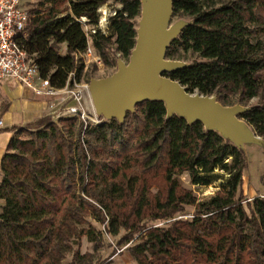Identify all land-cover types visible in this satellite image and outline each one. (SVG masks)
I'll return each instance as SVG.
<instances>
[{"label":"trees","instance_id":"trees-1","mask_svg":"<svg viewBox=\"0 0 264 264\" xmlns=\"http://www.w3.org/2000/svg\"><path fill=\"white\" fill-rule=\"evenodd\" d=\"M110 2L120 7L107 35L98 29L99 10ZM141 11V0L37 1L29 4L19 44L43 78L64 90L86 69L90 43L82 19L96 27L95 55L116 68L135 51ZM172 12L189 22L167 59H197L166 75L222 106L241 105L246 111L238 117L264 139V0H174ZM253 99L259 103L251 107ZM126 114L123 123L46 117L17 129L1 161L0 264H63L69 255V264H84L92 256L76 249L83 237L98 251L106 234L122 230L120 244L142 237L129 247L138 264H264V198L244 196V150L201 121L169 116L162 101ZM184 175L196 187L228 179L201 200L181 184ZM187 207L195 208L193 220L147 225L173 220Z\"/></svg>","mask_w":264,"mask_h":264},{"label":"water","instance_id":"water-1","mask_svg":"<svg viewBox=\"0 0 264 264\" xmlns=\"http://www.w3.org/2000/svg\"><path fill=\"white\" fill-rule=\"evenodd\" d=\"M141 1L138 43L130 62L125 65L124 60L120 59V73L105 80L93 79L90 83V96L96 114L106 121L117 119L123 123L126 113H134L137 105L158 100L166 104L169 116H182L189 123L201 121L207 129L216 130L222 136L227 131L226 139L232 135L239 137L233 133L231 126L234 124V114H237L235 119L242 120L238 115L246 111L244 107L222 106L216 97L191 93L186 86L166 75L187 66L182 61L167 59L166 55L172 40L187 24L175 28L170 26L174 0ZM214 125L220 126L221 131L215 129ZM249 139L264 142L257 135H250ZM236 146L243 149L240 145Z\"/></svg>","mask_w":264,"mask_h":264},{"label":"rangeland","instance_id":"rangeland-1","mask_svg":"<svg viewBox=\"0 0 264 264\" xmlns=\"http://www.w3.org/2000/svg\"><path fill=\"white\" fill-rule=\"evenodd\" d=\"M120 5H116L114 2H110L106 5H104L103 8L99 10L100 17V23L98 29H101L103 34L110 35L111 31L109 28L110 24V17L114 14V10L119 8ZM64 14H67V12H64ZM188 19H174L172 18L170 26L172 28L177 27V25H181L184 23H188ZM93 28L96 27H90L87 26L86 23H83V29L87 33L89 43H91V31ZM66 53V45H62L61 47V54ZM85 58L86 63V69L84 70L82 81L78 83L81 86H90L89 83H87V79L89 75H93L94 80H100V79H107L110 77H113L114 75L120 73V64L116 68H107L103 64L98 65L96 68L94 67L93 63L94 59L87 58L86 56H83ZM197 59V55L188 54L186 58L182 61L184 64H192L193 61ZM123 64L128 65V61L124 60L122 61ZM92 79V80H93ZM72 88H75L72 86ZM84 97L81 100L82 101V109L86 112V115L89 117L86 119V122L81 119L80 117H76L80 119V121L84 122L85 126L88 124H101L104 122H107L104 118H100L96 114V110L94 108L93 101L91 100L90 92L84 91ZM69 102L68 106L70 107H77L79 106L77 102L71 97L68 99ZM259 103V99H253L252 102L249 104V106L257 105ZM72 104V105H71ZM239 109V108H238ZM236 109V111L238 110ZM235 117H237V114H234ZM233 119L234 124L231 126V130L233 133H237L240 135L239 137H236L235 135L228 137L233 144L240 145L243 147L244 152L247 157V169L244 173V196L249 199L250 202L254 201L255 198H264V142L258 141V140H251L249 139V136L256 135L254 130L250 127V125L246 124L243 120H237V118ZM65 118H75L71 115L65 114L62 115L60 118L53 119L54 122H58L60 119ZM208 126V125H207ZM211 126V125H209ZM208 126V127H209ZM215 129L221 131V127L218 125H214ZM229 132L225 131L223 133L224 137H227ZM228 177H222L219 181H215L212 183L210 187H196L190 184V181L188 179L187 175H184L181 178V184H183L186 188L191 189L194 191L195 195L200 198L201 200H206L209 197H211L220 187L222 184L226 183V180ZM246 206V204H245ZM1 211V208H0ZM247 211L249 209L247 208ZM195 208L194 207H187L186 210L182 214H178L175 219L169 220L168 222L164 221H155V223H147L150 227H168L169 224H171L174 220L177 219H186V220H193L195 216ZM249 213H251L249 211ZM90 224L101 231H104V226L101 225L99 222L94 221L93 219H89ZM86 228L88 225L85 226ZM127 231L122 230L119 236H111V235H105L104 236V247L99 249L98 251H95L94 245L90 243L87 239V237H83V239L79 242V246L76 247V249H79L81 254H89L91 255V261L84 263V264H138L135 259L132 258L129 247L137 245L141 241V236H135L132 241H130L127 244H120L121 239L126 236ZM72 255H69V257L65 260L63 264H69L72 261Z\"/></svg>","mask_w":264,"mask_h":264},{"label":"built area","instance_id":"built-area-1","mask_svg":"<svg viewBox=\"0 0 264 264\" xmlns=\"http://www.w3.org/2000/svg\"><path fill=\"white\" fill-rule=\"evenodd\" d=\"M37 1L41 0H0V80L7 77L12 78L44 97L67 95L73 98L79 106L67 108L64 115L80 117L86 122L89 117L82 109L81 100L84 97V91L90 92V87L77 84L76 75L73 74L71 80L75 88L69 86L64 90L54 88L50 79L43 78L35 59L19 44L31 18L28 12L29 4ZM82 22L87 23V19H82ZM91 32L96 33V29L93 28ZM83 56L93 58L97 65L102 64L101 58L95 55L91 44ZM2 124L3 122H0V126Z\"/></svg>","mask_w":264,"mask_h":264},{"label":"crops","instance_id":"crops-1","mask_svg":"<svg viewBox=\"0 0 264 264\" xmlns=\"http://www.w3.org/2000/svg\"><path fill=\"white\" fill-rule=\"evenodd\" d=\"M69 96L58 94L44 97L7 77L0 80V183L2 181L1 165L8 153V145L17 129L35 123L46 117H62L68 106ZM72 105V104H71ZM3 201L0 200V208Z\"/></svg>","mask_w":264,"mask_h":264}]
</instances>
